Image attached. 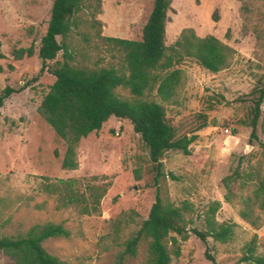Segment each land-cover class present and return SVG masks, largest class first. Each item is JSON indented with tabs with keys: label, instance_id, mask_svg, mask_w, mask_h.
I'll return each mask as SVG.
<instances>
[{
	"label": "rangeland",
	"instance_id": "obj_1",
	"mask_svg": "<svg viewBox=\"0 0 264 264\" xmlns=\"http://www.w3.org/2000/svg\"><path fill=\"white\" fill-rule=\"evenodd\" d=\"M164 44L173 45L181 30L191 28L199 37L212 35L235 50L228 67L210 73L192 60L179 66L184 81L171 103H161L177 135H189L202 123L191 154L166 152L163 172L155 186L147 149L125 120L110 119L98 132L80 140L76 170H62L65 143L46 124L38 107L50 81L12 94L0 108V237L24 234L31 226L62 224L68 238L43 242L44 249L68 264H113L120 245L146 218L156 189L163 202L185 208L186 229L202 228L209 207L219 202L217 223L233 224L225 244L209 240L218 264L237 263L253 236L255 254L264 256V217L253 228L238 214L241 199L251 194L264 171L260 143H264V103L257 140H250L251 91L264 82V0H170ZM53 0H0V93L18 88L39 68L37 49L45 33ZM154 0H101L93 27L75 30L70 45L75 61L87 66L122 68L121 52L105 38L140 40ZM90 16H88L89 18ZM90 19V18H89ZM90 22L92 23L93 21ZM34 47L31 57L15 60L14 50ZM120 97L127 90L116 89ZM237 169V176H235ZM172 173L177 180L167 174ZM234 176L232 200L224 199L222 179ZM72 191L90 206L100 196L95 211L84 204L63 206ZM144 244L136 258L124 264H143ZM181 254L172 264H212L205 246L192 233L180 244ZM0 264L12 261L0 253Z\"/></svg>",
	"mask_w": 264,
	"mask_h": 264
},
{
	"label": "trees",
	"instance_id": "obj_2",
	"mask_svg": "<svg viewBox=\"0 0 264 264\" xmlns=\"http://www.w3.org/2000/svg\"><path fill=\"white\" fill-rule=\"evenodd\" d=\"M100 3L101 0H53L47 27L36 53L39 68L30 80L18 88L5 87L2 90L0 108L12 94L48 79V92L38 107V113L65 143L62 170L77 169L76 150L81 139L98 132L110 119L125 120L147 149L153 181L157 186L160 179L166 176L162 162L164 154L171 151L189 156L190 145L198 137L195 133L206 126V120L201 115L202 123L193 132L177 135L166 117L164 106L149 99L148 95L154 92L162 103H171L184 81V74L179 68L182 62L192 60L215 74L228 67L236 52L212 35L197 36L191 28L181 30L173 45L166 47L165 23L171 1L154 0L140 40L105 38L121 52L122 68L79 64L69 42L71 34L82 27L95 25L93 18ZM33 54V46L12 52L15 60L29 58ZM117 88L127 90L129 97L117 95ZM250 97V140H257L256 130L264 103V82L251 91ZM260 146L264 157V143ZM234 173L237 176V169ZM167 175L177 180L172 173ZM234 181V176L222 179L226 202L232 200L230 184ZM99 197L94 196V204L89 206L84 196L69 191L63 195L62 205L84 204L83 212L88 214L95 211ZM219 207V202L211 204L201 229L193 227L187 230L185 208L163 202L157 188L146 218L122 242L113 264H124L128 259L136 258L142 244L145 247L143 264H172V260L180 256V244L188 239L189 233L205 246V258L212 264H218L211 253L209 240L221 244L229 242L234 227L233 224L215 221L214 215ZM256 210L264 217V171L256 180L251 194L241 199L238 211L239 217L255 229L259 227L260 220ZM69 236V231L62 224H35L24 234L0 237V253L7 256L12 264H68L50 255L42 244L48 239ZM255 239L256 236H253L245 246L237 263L264 264V256L255 254Z\"/></svg>",
	"mask_w": 264,
	"mask_h": 264
}]
</instances>
